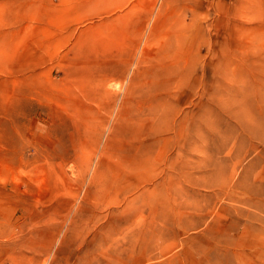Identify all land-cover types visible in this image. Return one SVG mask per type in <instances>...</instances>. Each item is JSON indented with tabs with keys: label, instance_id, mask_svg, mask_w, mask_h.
I'll return each mask as SVG.
<instances>
[{
	"label": "rangeland",
	"instance_id": "1",
	"mask_svg": "<svg viewBox=\"0 0 264 264\" xmlns=\"http://www.w3.org/2000/svg\"><path fill=\"white\" fill-rule=\"evenodd\" d=\"M105 223L123 264H264V0H0V264Z\"/></svg>",
	"mask_w": 264,
	"mask_h": 264
},
{
	"label": "crops",
	"instance_id": "2",
	"mask_svg": "<svg viewBox=\"0 0 264 264\" xmlns=\"http://www.w3.org/2000/svg\"><path fill=\"white\" fill-rule=\"evenodd\" d=\"M111 223H105L102 224V226H108L106 228L107 232H94L89 234V239L86 241L85 245L87 247H83L82 252L83 253H77L76 257H75V261L80 262L79 264H84V263H92V260L90 258V253L94 254L93 256H95L97 253L99 252V250L94 249L95 247H99V246H95L94 247V242L95 240H98V245H102L101 243H105L107 244V253L111 256L110 258H106L105 260V264H114L116 261H120L121 264L126 263V262H131L133 261V256L132 255H136L139 257L144 256L145 250H141L140 253H136V246L139 244L136 243H132V239L134 238L133 236H135V238L141 239L142 238V233H138V235H133V233H126V232H115L116 230H126L127 225L123 224V225H115ZM1 225V224H0ZM3 227V225H1ZM122 226V227H120ZM87 235V233H86ZM119 242V243H117ZM93 245V246H90ZM141 245V244H140ZM133 246V248H132ZM92 248V249H91ZM96 253V254H95ZM62 256L63 261L67 262L69 261L68 256L66 257ZM136 260H141L136 258Z\"/></svg>",
	"mask_w": 264,
	"mask_h": 264
}]
</instances>
